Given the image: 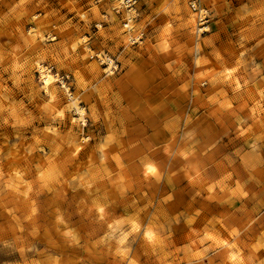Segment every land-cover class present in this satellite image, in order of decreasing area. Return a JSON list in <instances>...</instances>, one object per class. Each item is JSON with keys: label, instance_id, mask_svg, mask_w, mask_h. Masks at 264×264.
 <instances>
[{"label": "rangeland", "instance_id": "374dc122", "mask_svg": "<svg viewBox=\"0 0 264 264\" xmlns=\"http://www.w3.org/2000/svg\"><path fill=\"white\" fill-rule=\"evenodd\" d=\"M195 6L0 0V264H264V0Z\"/></svg>", "mask_w": 264, "mask_h": 264}, {"label": "bare ground", "instance_id": "6f19581e", "mask_svg": "<svg viewBox=\"0 0 264 264\" xmlns=\"http://www.w3.org/2000/svg\"><path fill=\"white\" fill-rule=\"evenodd\" d=\"M51 76L50 75H46V77H45V82H46V84H48V83H50V80H51Z\"/></svg>", "mask_w": 264, "mask_h": 264}, {"label": "built area", "instance_id": "2783aa9c", "mask_svg": "<svg viewBox=\"0 0 264 264\" xmlns=\"http://www.w3.org/2000/svg\"><path fill=\"white\" fill-rule=\"evenodd\" d=\"M193 6L196 7V6H195V0H193Z\"/></svg>", "mask_w": 264, "mask_h": 264}]
</instances>
